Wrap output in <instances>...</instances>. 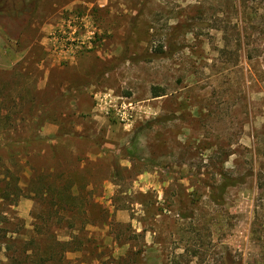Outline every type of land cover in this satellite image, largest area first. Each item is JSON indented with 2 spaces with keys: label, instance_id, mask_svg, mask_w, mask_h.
Listing matches in <instances>:
<instances>
[{
  "label": "rangeland",
  "instance_id": "1",
  "mask_svg": "<svg viewBox=\"0 0 264 264\" xmlns=\"http://www.w3.org/2000/svg\"><path fill=\"white\" fill-rule=\"evenodd\" d=\"M71 178L70 212L45 188ZM14 259L264 264V0H0Z\"/></svg>",
  "mask_w": 264,
  "mask_h": 264
},
{
  "label": "trees",
  "instance_id": "2",
  "mask_svg": "<svg viewBox=\"0 0 264 264\" xmlns=\"http://www.w3.org/2000/svg\"><path fill=\"white\" fill-rule=\"evenodd\" d=\"M22 15L23 18L27 17V16H24V7L23 8H20V7H14L13 10H12V13L8 12L6 14L7 16V21L11 22V25L13 24L15 28H17V30L19 28H23L22 25H20L18 22H15V21H18V17ZM4 31L9 34V30H8V24H6L4 26ZM161 95L155 93L154 94V98H157V97H160ZM223 174H220V177H222ZM75 183L72 181V178L71 180H66V182L63 183V185L61 186V188L58 186H53L50 184V186H48L46 189V192L50 193L52 196L51 197V200H49L50 203H52V206L55 204H58L60 205L61 203L65 204L66 207L65 210L66 211H72L73 208H75V201H76V198H72L70 195L68 196H65L64 197V191L66 192L67 190H69V192L71 191V188L74 187ZM220 189L223 191V187L220 186ZM17 191H19V189L16 188ZM58 195V202H56L54 200V197L53 196H57ZM64 197V198H63ZM84 214V213H83ZM85 215V214H84ZM83 225H86V222L83 223ZM71 240L69 242H66V243H61L62 245V250H61V253H64V252H75V251H78L79 249H68L66 248L67 246L71 245ZM53 254V253H52ZM26 261V260H24ZM48 261H34V262H21V261H18L17 259H14L12 261L9 262V264H46Z\"/></svg>",
  "mask_w": 264,
  "mask_h": 264
},
{
  "label": "built area",
  "instance_id": "3",
  "mask_svg": "<svg viewBox=\"0 0 264 264\" xmlns=\"http://www.w3.org/2000/svg\"><path fill=\"white\" fill-rule=\"evenodd\" d=\"M57 40L55 38L56 43H59V57H71V52L73 48L76 46L77 42L72 39L71 35H66L64 33H59ZM121 121L126 122L129 120L121 119Z\"/></svg>",
  "mask_w": 264,
  "mask_h": 264
},
{
  "label": "crops",
  "instance_id": "4",
  "mask_svg": "<svg viewBox=\"0 0 264 264\" xmlns=\"http://www.w3.org/2000/svg\"><path fill=\"white\" fill-rule=\"evenodd\" d=\"M94 111H96V108L94 107Z\"/></svg>",
  "mask_w": 264,
  "mask_h": 264
}]
</instances>
